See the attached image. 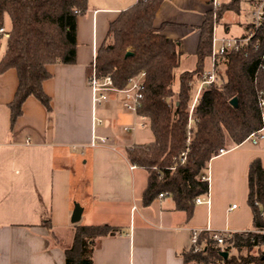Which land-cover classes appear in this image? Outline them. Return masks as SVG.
I'll list each match as a JSON object with an SVG mask.
<instances>
[{"label": "crops", "instance_id": "1", "mask_svg": "<svg viewBox=\"0 0 264 264\" xmlns=\"http://www.w3.org/2000/svg\"><path fill=\"white\" fill-rule=\"evenodd\" d=\"M136 1L88 0L87 11L78 16L76 62L49 65L52 77L44 89L52 98L51 111L29 96L12 128L9 103L18 74L14 68L0 73V264H66L76 202L83 207L77 223L120 229L97 239L94 264H185L182 252L191 246L193 228L226 233L253 229L247 174L254 158L264 161V137L256 144L247 139L211 158L209 191L192 216L169 195L144 205L149 173L138 165L131 168L126 149L145 142L125 134L131 115L120 105V93L111 92L107 104L97 109L103 120L98 131L111 141L92 145L88 76L93 51L107 38L110 23ZM247 4L252 6V0ZM210 10L212 0H166L156 14L155 25L179 40L182 71L196 68L200 26ZM228 11L217 26L227 34ZM248 23L237 35L245 33ZM6 47L7 39L0 40V59ZM44 220H50L51 228Z\"/></svg>", "mask_w": 264, "mask_h": 264}, {"label": "trees", "instance_id": "2", "mask_svg": "<svg viewBox=\"0 0 264 264\" xmlns=\"http://www.w3.org/2000/svg\"><path fill=\"white\" fill-rule=\"evenodd\" d=\"M164 1L137 0L121 11L110 23L107 38L98 48L96 64L98 74L111 75L118 88L127 87L130 77L145 72L139 113L148 117L154 139L135 143L126 153L132 164L149 173L142 194L144 205L163 193L174 199L178 209L192 216L196 197L208 194L209 182L201 180L200 175L213 155L221 147L241 144L264 126V108L260 103V98H264V21L247 43L220 57L219 65L225 63L224 73L204 88L195 111L198 119L194 136L188 142V109L194 85L212 52L214 12L219 21L227 10L240 12L242 0L222 3L205 14L196 68L180 72L177 90L175 71L182 55L179 40L166 36L155 25ZM87 9L88 0H0V26L5 25L8 16L11 31L0 59V73L14 68L19 81L9 103L12 128L23 114L29 96L52 110V98L44 89V82L52 77L49 65L76 62L78 16ZM128 51L132 54L127 55ZM235 96L237 106L231 103ZM186 148H189L187 158L181 163L180 154ZM247 178L253 229L233 232L226 237L224 247L208 231L201 232L202 248L195 250L191 245L184 250L185 264H264L262 158L251 161ZM42 223L51 228L50 220ZM119 230L108 223H76L72 243L64 250L66 264H94L92 254L97 239ZM233 248L236 253L231 252ZM222 250L229 251V256L222 255Z\"/></svg>", "mask_w": 264, "mask_h": 264}, {"label": "built area", "instance_id": "3", "mask_svg": "<svg viewBox=\"0 0 264 264\" xmlns=\"http://www.w3.org/2000/svg\"><path fill=\"white\" fill-rule=\"evenodd\" d=\"M213 10L215 11L216 8L220 5L218 0H212ZM252 12L249 24L253 26V29L250 34L247 36H237L233 38L223 37L222 39L219 38L217 35V26H218V19L217 14L214 12V31H213V39H212V52H211V59H212V67L211 69H206L203 71L202 75L199 79V86L196 92V95L192 98V101L189 104V116H188V124H187V131H188V142H190L191 138L194 136L196 123H197V115H196V107L201 99L202 92L204 88L217 80V71L219 65V59L221 56L229 53L232 50L238 49L241 45L247 43L251 36L255 33L258 27L264 21V0H252ZM11 35V31L5 25L0 26V40L8 39ZM219 40L222 41L221 45L218 47ZM97 53L98 50L95 48L93 51V59L91 63V71L88 76V82L92 89V103H93V135H92V145H97V143H107L111 141V137L104 133H99L98 126L103 123V120L97 115V109L102 106L106 105L109 101V95L111 92H117L122 95L121 104L122 106L129 112H132L134 115L137 116V122L140 127H145L146 122L149 121L148 117L143 114L139 113V109L143 104L144 99V80H145V72L140 73L137 76L130 77L129 84L125 88H118L114 85V81L111 75H107L105 77H101L98 74L97 70ZM260 103L264 108V98H260ZM264 126L258 130L257 132H253L250 134L248 139L256 144L264 137ZM135 129L130 125H125L124 130L126 132ZM133 145V144H132ZM131 145V146H132ZM189 148L183 150L180 154V161L184 163L187 158ZM226 151V148L221 147L219 150L213 155L221 154ZM136 164H132L131 168H135ZM158 169L157 167H155ZM172 169L175 166L171 167ZM200 179L203 181H210V172L204 171L200 175ZM164 196L163 193L160 194V197ZM205 195L198 196L195 199V202H203L205 201ZM235 206V205H234ZM262 215H264V210H262ZM203 231H208L212 238L215 239L219 245L222 247L225 246V239L227 236L231 235L232 233H226L223 230H215L211 227L206 228H193L190 234V241L191 245H194L195 250H200L202 245L199 243V236L200 233ZM262 233L264 234V229H262Z\"/></svg>", "mask_w": 264, "mask_h": 264}, {"label": "rangeland", "instance_id": "4", "mask_svg": "<svg viewBox=\"0 0 264 264\" xmlns=\"http://www.w3.org/2000/svg\"><path fill=\"white\" fill-rule=\"evenodd\" d=\"M241 8L242 9L240 10L239 13L233 12V11H228L226 13L225 19L227 20V22L230 23L231 31L229 34H227L226 32L223 33L224 31L220 32L219 28H217V35L219 36L220 39H222L223 37L233 38V37L240 36L237 34L244 30L245 24L250 21L251 12L253 10L252 6L247 4V0H242ZM6 19H5V26L9 27L10 26V18L7 17ZM252 29H253V26H251V24L248 23L247 27H246V31L243 34V36H247L248 34H250ZM221 43H222V41L219 40L218 47L221 45ZM211 67H212V59H211V55H210V56H207L205 59V70L211 69ZM218 67H219V71H217V77L220 78V75L222 73H224L225 63L222 62ZM182 70H183V65L176 68V71H175L176 78H175L174 88L176 90L179 88V74ZM198 86H199V81L194 85V88L192 91V98L196 95V92L198 90ZM121 99H122V95L120 94V101H121ZM120 105H122V104H120ZM122 108L129 115H131L130 120L128 121V123L126 125H130L132 127H135V129H132L131 131L125 133L126 135H128V138L132 139V140L136 139L137 141H140V142L152 141L154 139V134H153V131L151 129L149 121L146 122L145 127H140L139 124L136 123L137 122V116L134 115L132 112L127 111L123 106H122ZM251 250L254 251L255 249L252 248ZM231 252L236 253V249L235 248L231 249Z\"/></svg>", "mask_w": 264, "mask_h": 264}, {"label": "water", "instance_id": "5", "mask_svg": "<svg viewBox=\"0 0 264 264\" xmlns=\"http://www.w3.org/2000/svg\"><path fill=\"white\" fill-rule=\"evenodd\" d=\"M129 54H132V51H128L127 55H129ZM231 103L234 106H237L238 105V98L236 96L233 97L231 99ZM82 212H83V207L80 205V203L76 202L75 206H74V210H73L72 216H71V221L74 222V223L79 222L80 219H81V216H82ZM221 254L224 255L225 257H228L229 256V251L222 250Z\"/></svg>", "mask_w": 264, "mask_h": 264}]
</instances>
